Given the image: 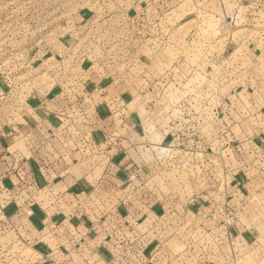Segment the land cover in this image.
Segmentation results:
<instances>
[{"label": "rangeland", "instance_id": "1", "mask_svg": "<svg viewBox=\"0 0 264 264\" xmlns=\"http://www.w3.org/2000/svg\"><path fill=\"white\" fill-rule=\"evenodd\" d=\"M87 64L93 89L105 77L107 97L129 95L110 119L137 145L121 188L173 190L147 219L153 264H264V0H0V134L46 120L89 138ZM36 99L60 110L35 115ZM23 197L0 189V264H51L62 233L35 236L36 198Z\"/></svg>", "mask_w": 264, "mask_h": 264}, {"label": "crops", "instance_id": "2", "mask_svg": "<svg viewBox=\"0 0 264 264\" xmlns=\"http://www.w3.org/2000/svg\"><path fill=\"white\" fill-rule=\"evenodd\" d=\"M83 67L78 81L81 84L80 91L84 103L87 102V105L81 114H91L94 122L90 132H87L89 138L64 139L61 128H55V124L46 123V120L25 122L20 124V127L15 126L16 129L7 127L0 134V189L11 197L21 196L20 200L23 201V196H27V193L36 198L35 217L30 222L33 223L34 235L37 233L41 236L47 225H51L55 228L56 236L63 231V234L69 233L77 240L81 236L85 237V243L78 245V252H70L68 258L60 259L52 252L51 264H82V256H91L104 235L118 226H121L123 231L133 230L136 234L145 233L149 237L152 232L147 219L152 214L154 204L159 201L154 195L162 198L160 204L172 201L173 198V190H170L167 182L157 188H151L152 190L145 192L139 200L135 198V192L121 188L120 184L127 177L130 166L136 163L137 145L128 138L117 135L110 119L113 117V107L122 105L129 95L117 94L107 97L109 85L105 77L101 78L104 84H99L100 91H96V88H92L97 79L93 75V65L87 64ZM34 101L36 104L32 110L37 112L35 115L43 112L48 116L51 107H55L49 101L42 107V111L39 99ZM74 109L81 110L72 105L67 110L77 116ZM55 110L60 108L55 107ZM15 144L25 147L26 154L19 148L9 151V147ZM17 166H25L29 172L26 170L27 173L23 171L22 174H11L10 167L14 169ZM148 177L153 178L152 174H146L147 179ZM194 198L199 199L198 196ZM201 207L192 205L186 209L194 217L199 213L196 210ZM197 219L198 216L192 219V227L198 225ZM92 225L97 227L94 231L91 230ZM20 226L26 227L24 224ZM66 235H62V247L55 252L70 251ZM111 245L109 242H103L98 249L100 253L105 251L107 260L110 259L107 248ZM158 264L168 263L159 258Z\"/></svg>", "mask_w": 264, "mask_h": 264}, {"label": "built area", "instance_id": "3", "mask_svg": "<svg viewBox=\"0 0 264 264\" xmlns=\"http://www.w3.org/2000/svg\"><path fill=\"white\" fill-rule=\"evenodd\" d=\"M133 173V171L128 172L127 180L130 181L136 176ZM96 228L92 225L91 230L94 231ZM60 233L63 236L66 235L63 234V231ZM65 237L69 243L70 251L59 253L61 254L60 259L70 257V252H78L80 249L78 245L85 243L84 236L77 240L68 233ZM103 242L112 244L107 248L109 260L106 259L105 251L100 253L98 250ZM152 242V238L147 237L145 233L136 234L133 230L123 231L121 226H118L104 235L98 246L93 249L91 256H82V264H153L152 259L155 257V251L151 250Z\"/></svg>", "mask_w": 264, "mask_h": 264}]
</instances>
